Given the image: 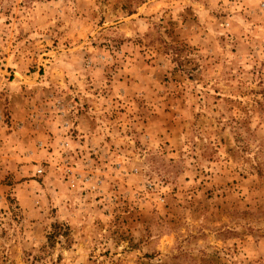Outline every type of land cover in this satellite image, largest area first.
Returning a JSON list of instances; mask_svg holds the SVG:
<instances>
[{
	"label": "rangeland",
	"instance_id": "obj_1",
	"mask_svg": "<svg viewBox=\"0 0 264 264\" xmlns=\"http://www.w3.org/2000/svg\"><path fill=\"white\" fill-rule=\"evenodd\" d=\"M0 264H264V0H0Z\"/></svg>",
	"mask_w": 264,
	"mask_h": 264
},
{
	"label": "trees",
	"instance_id": "obj_2",
	"mask_svg": "<svg viewBox=\"0 0 264 264\" xmlns=\"http://www.w3.org/2000/svg\"><path fill=\"white\" fill-rule=\"evenodd\" d=\"M54 229H55V231H54V234L52 233V235H50V237H49V240H50V242L53 240V238H55L54 236H61V233H59V232H57V230H58V225H55L54 226Z\"/></svg>",
	"mask_w": 264,
	"mask_h": 264
},
{
	"label": "crops",
	"instance_id": "obj_3",
	"mask_svg": "<svg viewBox=\"0 0 264 264\" xmlns=\"http://www.w3.org/2000/svg\"><path fill=\"white\" fill-rule=\"evenodd\" d=\"M94 135H95V134H92V133H91L89 136H91V137H92V136H94ZM88 138H90V137H88Z\"/></svg>",
	"mask_w": 264,
	"mask_h": 264
},
{
	"label": "built area",
	"instance_id": "obj_4",
	"mask_svg": "<svg viewBox=\"0 0 264 264\" xmlns=\"http://www.w3.org/2000/svg\"><path fill=\"white\" fill-rule=\"evenodd\" d=\"M42 171H39V173H41Z\"/></svg>",
	"mask_w": 264,
	"mask_h": 264
}]
</instances>
